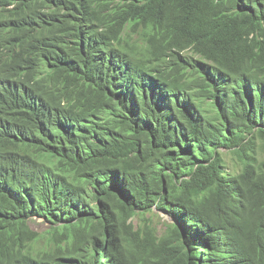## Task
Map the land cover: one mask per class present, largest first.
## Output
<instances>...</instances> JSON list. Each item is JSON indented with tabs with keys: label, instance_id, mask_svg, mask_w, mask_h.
Wrapping results in <instances>:
<instances>
[{
	"label": "trees",
	"instance_id": "16d2710c",
	"mask_svg": "<svg viewBox=\"0 0 264 264\" xmlns=\"http://www.w3.org/2000/svg\"><path fill=\"white\" fill-rule=\"evenodd\" d=\"M68 1L83 29L39 38L87 34L95 89L57 68L33 123L0 132V264H264V0Z\"/></svg>",
	"mask_w": 264,
	"mask_h": 264
},
{
	"label": "clouds",
	"instance_id": "9594fccd",
	"mask_svg": "<svg viewBox=\"0 0 264 264\" xmlns=\"http://www.w3.org/2000/svg\"><path fill=\"white\" fill-rule=\"evenodd\" d=\"M89 16L91 15L77 12L68 0H1L0 132L7 128L17 131L18 128L24 129L33 123L37 111H42L45 106L43 89L38 80L54 75L57 68L62 67L68 77L71 73H78L85 85L95 89L93 74L96 69L90 62H86L87 58L80 50L88 41L87 34L68 38L61 35L54 47H47L39 38V33L52 23L70 27L68 23L81 18L75 23L83 25V29ZM36 55L38 58L34 59ZM98 96L99 102L86 110L89 122L96 123L98 120L102 126L113 117L114 112L106 100L101 95ZM124 96H121L122 109L130 101ZM118 99L116 97L117 102ZM134 100L137 99H131ZM54 114L56 111H53ZM54 118L56 117L48 118L47 122L54 124ZM43 201L38 199L39 204ZM33 219L46 221L37 216ZM46 223L49 228L51 224ZM194 251L199 259L208 255L201 244L195 245Z\"/></svg>",
	"mask_w": 264,
	"mask_h": 264
},
{
	"label": "rangeland",
	"instance_id": "374dc122",
	"mask_svg": "<svg viewBox=\"0 0 264 264\" xmlns=\"http://www.w3.org/2000/svg\"><path fill=\"white\" fill-rule=\"evenodd\" d=\"M227 160L229 161L231 167H233L234 169L235 166L232 165L230 156H228ZM147 218H150V223L156 228V230L158 231V235L160 236L166 233L167 229L172 223L170 220H168L169 218L165 213L157 210H155V212L153 213H149L147 215ZM138 222L141 223L140 220L135 219V223ZM30 226L33 230H36L40 233L45 232L48 228V224L44 219H33L30 222Z\"/></svg>",
	"mask_w": 264,
	"mask_h": 264
}]
</instances>
